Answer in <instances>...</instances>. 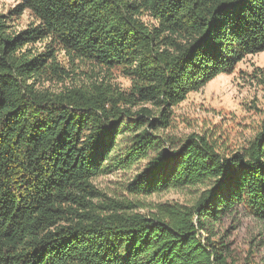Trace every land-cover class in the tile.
Returning a JSON list of instances; mask_svg holds the SVG:
<instances>
[{"label":"trees","instance_id":"trees-1","mask_svg":"<svg viewBox=\"0 0 264 264\" xmlns=\"http://www.w3.org/2000/svg\"><path fill=\"white\" fill-rule=\"evenodd\" d=\"M17 1L33 21L12 31L0 14V264H232L214 228L239 210L264 219V126L230 155L163 132L188 94L264 52V0ZM58 54L92 66L88 82L45 89L70 77ZM143 161L130 195L202 193L140 214L95 188Z\"/></svg>","mask_w":264,"mask_h":264},{"label":"rangeland","instance_id":"rangeland-1","mask_svg":"<svg viewBox=\"0 0 264 264\" xmlns=\"http://www.w3.org/2000/svg\"><path fill=\"white\" fill-rule=\"evenodd\" d=\"M17 0H0V14L8 20L12 31L27 28L33 21L29 11L16 12ZM147 22L152 21L144 16ZM37 49L42 44H34ZM57 63L69 72L70 77L64 83L55 79L43 80L42 84L49 91H57L63 86L88 82L92 66H80L73 69L63 54H58ZM97 71V70H96ZM112 83L121 89H128L131 81L119 70L112 71ZM140 107L151 108L149 104ZM155 110V108H153ZM136 110V109H133ZM264 126V52L247 56L239 62L231 73L219 74L204 85L198 92L190 93L187 98L172 110L170 128L164 136L178 141L193 135L205 137L217 152L230 155L246 148L247 144ZM120 139V146L105 163L109 165L118 158V153L127 147L131 132H126ZM112 160V161H111ZM146 161L127 169L114 168L108 173L93 179L97 190L108 198L132 202L136 207L131 212L146 214L155 205L176 203L181 206L192 205L203 189L185 187L182 190H170L165 193L146 197L132 196L127 191L128 184ZM214 240L222 239L227 246V261L232 264H264V219H257L248 212L239 210L223 217L214 228Z\"/></svg>","mask_w":264,"mask_h":264}]
</instances>
